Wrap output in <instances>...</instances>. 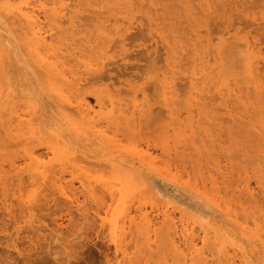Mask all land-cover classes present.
<instances>
[{
  "label": "rangeland",
  "instance_id": "1",
  "mask_svg": "<svg viewBox=\"0 0 264 264\" xmlns=\"http://www.w3.org/2000/svg\"><path fill=\"white\" fill-rule=\"evenodd\" d=\"M53 1L70 101L0 0V264H264V0Z\"/></svg>",
  "mask_w": 264,
  "mask_h": 264
},
{
  "label": "bare ground",
  "instance_id": "2",
  "mask_svg": "<svg viewBox=\"0 0 264 264\" xmlns=\"http://www.w3.org/2000/svg\"><path fill=\"white\" fill-rule=\"evenodd\" d=\"M100 1V0H99ZM2 2H3V10L5 11V12H7V14L9 15V18H15L17 21L16 22H19L18 24H20L19 26H21V28H22V30H24L25 31V33H27V34H29V36H28V40H27V47L29 48V50H30V54H31V56H33V58L35 59V62L38 64V66H41L43 69H44V71L48 74V76L50 77V80H52V81H54V83H55V85L54 86H52L53 87V90L55 91V93L58 95V97H60L63 101H70V99H69V97L66 95L67 93H66V89H63V87H62V85L64 86V85H66L67 84V76L65 77V75L63 74V71H62V69H61V66L63 65V67H64V64L62 63V62H59V60H58V55H57V53H56V50H55V48L53 47V40H52V38H53V34H52V32L51 31H56V29L54 28V27H52V28H50V29H46L45 27H44V22L42 21V16H45V19H48V20H50L49 19V17H50V13L54 16V18H57V17H59V15L61 14V13H63L64 11H65V9L63 8V6L62 7H60V8H54V7H56V6H54V5H56V3H54V1L52 2V0H46V1H44V0H2ZM80 2V1H79ZM86 2V1H85ZM96 2V1H95ZM53 6H52V5ZM61 4V3H60ZM50 5L53 7H50ZM59 5V4H58ZM70 12V11H69ZM68 12V13H69ZM93 12V11H92ZM67 13V14H68ZM65 15V14H64ZM71 15V14H70ZM67 16H69V15H66V17ZM93 16V15H92ZM77 17V16H76ZM109 17V16H108ZM65 18V17H64ZM73 18V17H72ZM70 19V21H71V23L74 25L75 24V20L73 21V19ZM75 18V17H74ZM123 18V17H122ZM127 18V17H126ZM59 19V18H58ZM80 19V18H79ZM110 19V18H109ZM9 20V19H8ZM65 20V19H64ZM82 20V19H81ZM93 20H95L94 18H93ZM66 21H67V19H66ZM65 21V22H66ZM69 21V20H68ZM48 23H49V21H47ZM119 22V21H118ZM117 22V23H118ZM79 23V22H78ZM80 23H82L81 21H80ZM247 23V22H246ZM50 24V23H49ZM54 24H55V22H54ZM68 24V23H67ZM97 24V23H96ZM112 24V23H111ZM83 25V24H82ZM246 25H249L248 23L246 24ZM46 26V25H45ZM97 26V25H96ZM102 26V25H101ZM47 27V26H46ZM58 30V29H57ZM81 30V29H80ZM84 30V29H83ZM88 33V32H87ZM23 34V33H22ZM23 36H25L24 34H23ZM26 37V36H25ZM163 37V36H162ZM51 39V40H50ZM54 39V38H53ZM81 39V38H80ZM24 40H25V38H24ZM57 40V39H56ZM65 40V39H64ZM77 41H79L80 42V40L78 39ZM199 43V42H198ZM1 47V46H0ZM256 47V46H255ZM254 46H253V48L252 49H254L255 48ZM62 50V49H61ZM214 52V51H213ZM3 57V56H2ZM250 57V56H249ZM31 60V59H30ZM57 60V61H56ZM6 62V61H5ZM64 62V61H63ZM7 63V62H6ZM5 63V64H6ZM66 65V64H65ZM253 65V64H252ZM251 67V66H250ZM249 68V67H248ZM254 69V66H252V70ZM251 70V69H250ZM258 70V69H257ZM41 71V70H40ZM212 71H214V70H212ZM259 71H260V69H259ZM252 72H254V71H252ZM41 73H42V71H41ZM260 73V72H259ZM258 73V74H259ZM254 74V73H253ZM253 74H252V77H253ZM42 75H43V73H42ZM45 75V74H44ZM249 75V74H248ZM260 75V74H259ZM258 75V76H259ZM203 76V75H202ZM261 76V75H260ZM261 78V77H260ZM197 79V78H196ZM249 79H251L250 77H249ZM239 81V80H238ZM242 81V80H241ZM252 81H254V80H252ZM251 81V82H252ZM177 83V82H176ZM232 83V82H231ZM235 83V82H234ZM255 83V82H254ZM264 84V83H263ZM181 85V84H180ZM179 85V86H180ZM181 86H183V85H181ZM257 86V85H256ZM255 85H254V87H256ZM244 87V86H243ZM65 88V87H64ZM78 88V87H77ZM181 88V87H180ZM170 89H172V87L170 88ZM256 89H258L259 90V88L257 87ZM173 90V89H172ZM258 90H256V91H258ZM205 95H206V93H205ZM247 96V95H246ZM205 97V96H204ZM208 99H209V97H208ZM208 101V100H207ZM98 102H99V100H98ZM209 106V105H208ZM76 108V107H75ZM77 108H78V111H80L81 112V114L82 115H85L86 117H91L92 116V108H91V104H90V101L89 100H87V99H84L82 102H80L79 104H78V106H77ZM251 108V107H250ZM119 109V108H118ZM129 109V108H128ZM127 109V110H128ZM132 109V108H131ZM179 109V108H178ZM258 110V109H257ZM76 111V110H75ZM95 111V110H94ZM126 112V111H125ZM258 114V113H257ZM254 116V115H253ZM15 118V117H14ZM13 118V119H14ZM123 124V123H122ZM226 132V131H225ZM192 137H193V135H192ZM254 137V136H253ZM216 139V138H215ZM232 139V138H231ZM261 140V139H260ZM264 146V145H263ZM247 147V146H246ZM260 147V146H259ZM256 148V147H255ZM254 148V149H255ZM244 149V148H243ZM247 149V148H246ZM264 150V149H263ZM256 151V150H255ZM262 154V153H261ZM30 158H33V156L31 157L30 156ZM255 162V161H254ZM95 163V162H94ZM102 165V166H101ZM101 165H99L100 167H103L104 165L101 163ZM106 166V165H105ZM256 166V165H255ZM258 166V165H257ZM108 167V166H107ZM113 167H115V166H113ZM104 168H106V167H103V169ZM106 169H108V168H106ZM223 176V175H222ZM233 176V175H232ZM232 176H231V178H232ZM132 177V176H131ZM226 177V176H225ZM46 178V177H45ZM233 179V178H232ZM224 182L222 181V184H223ZM145 184V183H144ZM249 184V183H248ZM264 184V183H263ZM233 185V184H232ZM144 186V185H143ZM247 186V185H246ZM217 190H218V188H217ZM235 190V189H234ZM254 191V190H253ZM64 195H67V193L64 191V190H62L61 191ZM264 192V191H263ZM120 193H121V195H122V197L124 198V196H125V193L124 192H122V190L120 191ZM248 194H250V193H248ZM253 194V193H252ZM70 195V194H69ZM116 195H117V193H114V191H113V193L111 194V196L114 198V197H116ZM158 196V195H157ZM206 196V195H205ZM249 196V195H248ZM250 196L252 197V195L250 194ZM256 196V195H255ZM250 197V198H251ZM71 198V197H70ZM69 197H68V199H70ZM256 198V200H257V196L256 197H254V199ZM258 201H259V199H258ZM254 202V201H253ZM71 203H76V204H78L79 203V206L78 207H80V200H79V198L78 197H75V198H73V199H71ZM82 203V202H81ZM172 203V202H171ZM233 203V202H232ZM231 204V203H230ZM72 206V205H71ZM74 206V205H73ZM126 206V205H125ZM221 206V205H220ZM230 206V205H229ZM234 206V205H233ZM254 206H255V204H254ZM82 207V206H81ZM86 207V206H85ZM72 208V207H71ZM83 208V207H82ZM168 208V207H167ZM226 208V207H225ZM234 208V207H233ZM232 208V209H233ZM253 208V207H252ZM255 208H256V206H255ZM227 210V209H226ZM261 210V209H260ZM232 211V210H231ZM257 211H259V210H257ZM14 212V211H13ZM80 212V211H79ZM85 212V211H84ZM237 212V211H236ZM190 214H191V212H189ZM231 213V212H230ZM254 213V212H253ZM252 213V214H253ZM130 214V213H129ZM128 214V215H129ZM232 215H233V213H231ZM230 214V215H231ZM238 214V213H237ZM6 215V214H5ZM239 216H240V214H238ZM253 215H255V214H253ZM17 216V215H16ZM120 216V215H119ZM197 216V215H196ZM235 216V215H234ZM257 216V215H256ZM88 217V216H87ZM165 217V219H166V221H167V218H168V215H165L164 216ZM251 218L253 217V216H250ZM72 218V217H71ZM119 218V217H118ZM201 218V217H200ZM117 219V218H116ZM204 218L202 217L201 218V220H203ZM119 221V220H118ZM118 221H112L111 223V225H112V228H113V230L114 231H117V229H118V226H119V224H118ZM165 221V220H164ZM165 221V222H166ZM255 221V220H254ZM12 222V221H11ZM133 222V221H132ZM151 222H154V221H151ZM168 222V221H167ZM258 222H259V220H258ZM9 223V222H8ZM127 223V222H126ZM149 224V229H146L147 230V235H145V236H147V240L149 241H147V245H149V248H151L152 249V246H153V244L151 245V242H152V236L150 235L151 234V226H150V222L148 223ZM166 224V223H165ZM248 224V223H247ZM248 225H250V224H248ZM259 225V224H258ZM260 225H261V223H260ZM12 226V225H11ZM173 226V225H172ZM243 226V225H242ZM174 228V227H173ZM196 228V227H195ZM155 229V228H154ZM166 229V228H165ZM165 229H163V230H165ZM170 229H172L171 227H170ZM205 229V228H204ZM255 229V228H254ZM162 230V229H161ZM160 230V231H161ZM179 230V229H178ZM256 230V229H255ZM262 230V229H261ZM156 231V230H155ZM155 231H153L154 233H156ZM172 231V230H171ZM175 231V230H174ZM208 231V230H207ZM216 231V230H215ZM59 232V231H58ZM158 232H159V230H158ZM158 232H157V234H155L156 236L155 237H153V238H158L157 236H160L158 239H159V241H160V239H162L161 238V234H158ZM162 232V231H161ZM176 232V231H175ZM175 232H171V233H175ZM179 232V231H178ZM213 232V231H212ZM217 232V231H216ZM61 233V232H60ZM209 233H211L210 231H209ZM209 233H207L208 235L207 236H209ZM218 233V232H217ZM114 234V233H113ZM117 234V233H116ZM175 234H177V232L175 233ZM213 233H211L210 235H212ZM215 235H216V233H215ZM116 236V235H115ZM117 236H118V234H117ZM182 236H183V243H184V246L185 247H187L188 246V248H186V250H188L189 252H190V256H187V258L188 257H191L193 254H195V253H197L198 252V250H197V247H198V238H197V236L195 235V230H194V228H192V229H190L189 228V226L188 227H186V228H184L183 229V231H182ZM214 236V235H213ZM262 236V235H261ZM119 237V236H118ZM141 237V236H140ZM144 237V236H143ZM228 237V236H227ZM56 238V237H55ZM60 238V236L58 235V239ZM165 238V237H164ZM262 238V237H261ZM141 239V238H140ZM157 239V240H158ZM181 239V238H180ZM209 239V238H208ZM214 238H212V240H213ZM16 240V239H15ZM116 240V239H115ZM144 240V239H143ZM260 240V239H259ZM178 241H179V239H178ZM180 241H182V239L180 240ZM206 241L207 240H204V244L206 243ZM210 241V240H209ZM216 238H215V243H216ZM145 242V241H144ZM169 242V241H168ZM218 242V241H217ZM65 243V242H64ZM117 243V242H116ZM163 243V242H162ZM180 243V242H179ZM231 243V242H230ZM120 244V243H119ZM136 244V243H135ZM165 245H167L166 243H164ZM163 244V245H164ZM263 244H264V242H263ZM17 245V244H16ZM215 245V244H214ZM219 245V244H218ZM218 245L216 246L215 245V247H217V249H218ZM125 246V245H124ZM207 246V245H206ZM220 246V245H219ZM226 246V245H225ZM17 247V246H16ZM117 247V246H116ZM159 248H160V246H158ZM162 247V246H161ZM172 247L174 248V250L175 251H178L179 249H180V246H177L176 245V243L175 242H173L172 243ZM221 247V246H220ZM219 247V248H220ZM18 248V247H17ZM166 248V247H165ZM183 248V247H182ZM127 249H128V247H127ZM162 249V248H161ZM167 249V248H166ZM141 250H143V249H141ZM163 250H164V248H163ZM140 251V250H139ZM152 251V250H151ZM161 251V250H160ZM230 251V250H229ZM127 252H128V250H127ZM164 252V251H163ZM166 252H168V251H166ZM189 252H187V254L189 253ZM200 252H202V251H200ZM141 253V252H140ZM155 253V252H154ZM153 253V254H154ZM157 253V252H156ZM177 253V252H176ZM182 253H184V252H182ZM185 253H186V251H185ZM220 253V252H219ZM151 254H152V252H151ZM199 254H201V253H199ZM129 256H130V254H128ZM149 255H150V253H149ZM158 255H159V252H158ZM167 255V254H166ZM172 255V254H171ZM181 255V254H180ZM183 255V254H182ZM189 255V254H188ZM202 255V254H201ZM154 256V255H153ZM159 256H161L162 257V255H159ZM164 256V255H163ZM178 256H179V254H178ZM202 256H204L205 257V255H202ZM201 256V257H202ZM208 256H209V254H208ZM175 256L173 255V258H174ZM182 257V256H181ZM201 257H200V259H201ZM214 257V256H213ZM230 257V256H229ZM232 257V256H231ZM129 258V257H128ZM186 258V255H183V259H185ZM186 258V259H187ZM222 258V257H221ZM226 258V257H225ZM235 258V257H234ZM176 259V258H175ZM204 259H206V258H204ZM149 260V259H148ZM147 260V258H146V260H144V261H148ZM191 260L194 262V256H192V258H191ZM231 261H232V259H230ZM170 260H168V262H169ZM184 261V260H183ZM206 261V260H205ZM225 259L223 260V262L222 263H224L225 264ZM127 262V261H126ZM172 262V261H171ZM176 262V261H175ZM204 262V261H203ZM207 262H208V260H207ZM207 262H205V263H207ZM227 262H228V260H227ZM132 263H133V261H132ZM144 263V262H143ZM146 263V262H145ZM147 263H149V262H147ZM185 262H183L182 264H184ZM188 263V262H187ZM228 263H230V261L228 262ZM142 264V263H141ZM195 264V263H194ZM210 264V263H209ZM213 264V263H212Z\"/></svg>",
  "mask_w": 264,
  "mask_h": 264
}]
</instances>
